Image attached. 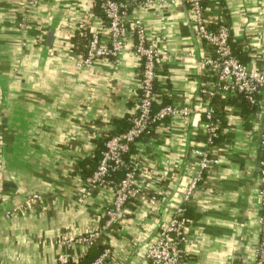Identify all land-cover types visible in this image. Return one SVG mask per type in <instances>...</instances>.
Returning <instances> with one entry per match:
<instances>
[{
    "label": "crops",
    "instance_id": "obj_1",
    "mask_svg": "<svg viewBox=\"0 0 264 264\" xmlns=\"http://www.w3.org/2000/svg\"><path fill=\"white\" fill-rule=\"evenodd\" d=\"M127 1L126 27L140 26L158 52L155 84L167 103L157 109L188 106L191 113L156 124L131 147L139 193L96 240L103 251L90 264H150L147 250L179 207L189 217L180 264H249L261 213L257 109L226 107L224 129L209 148L217 163L186 201L207 150V105L198 91L208 48L181 0ZM27 2L0 0V264H57L60 254L78 262L88 248L75 238L103 226L112 195L88 185L79 163L115 129L113 120H130L140 78L135 36L116 56L83 64L90 32H102L108 44L97 4L39 0L27 12ZM203 9L211 29H229L233 53L255 60L250 54L264 47V0H203ZM34 194L40 200L25 206Z\"/></svg>",
    "mask_w": 264,
    "mask_h": 264
},
{
    "label": "built area",
    "instance_id": "obj_2",
    "mask_svg": "<svg viewBox=\"0 0 264 264\" xmlns=\"http://www.w3.org/2000/svg\"><path fill=\"white\" fill-rule=\"evenodd\" d=\"M102 12L106 22L108 44L101 42L102 32H90L85 45L83 64L91 65L98 60L114 57L125 49L130 34L135 36L133 53L138 59L140 78L138 94L130 117V126L123 132L110 136L105 142L101 158L93 173L85 179L91 187L111 188V203L104 215L103 226H97L92 232L75 238V242L87 248L93 245L102 232L113 225L126 211V204L139 193L136 183L137 163L130 157L131 147L152 128L168 119L187 117L191 113L188 106L176 108L170 105L162 106L153 111L156 101L154 91L157 78L158 52L153 45L147 43L143 29L134 24L126 27L130 3L118 0H93ZM39 0H28L26 11L29 12ZM187 7L189 22L195 38L204 44L208 51L203 54L200 66L207 81L201 83L199 95L206 100L204 111L205 122L202 130L206 134L207 150L199 153L198 173L187 190L185 200L188 201L191 190L195 188L203 171L217 163L210 158V150L214 141L221 134L220 122L214 115L211 102L217 97L241 95L244 100L256 108L257 115L252 120V133L256 135L257 143L263 153L259 161L257 181L261 213L259 215V237L249 264H264V47L250 54V62H242L237 58L230 45V32L225 26L211 29L206 23L203 0H184ZM84 36H87L84 34ZM252 56V57H251ZM210 148V149H209ZM120 173L115 181L116 174ZM40 200L38 195L27 198L25 206ZM149 204L155 205L156 199L151 198ZM20 206L14 211L20 210ZM187 221L184 208H177L171 220L157 233L155 241L146 252L150 264H180V244L185 240ZM106 253L103 254V257ZM102 257V258H103ZM101 258V260H102ZM98 260V261H101ZM67 255L60 254L57 264H68Z\"/></svg>",
    "mask_w": 264,
    "mask_h": 264
},
{
    "label": "trees",
    "instance_id": "obj_3",
    "mask_svg": "<svg viewBox=\"0 0 264 264\" xmlns=\"http://www.w3.org/2000/svg\"><path fill=\"white\" fill-rule=\"evenodd\" d=\"M77 38H79V37H77ZM230 45H231V39H230ZM234 50H235L234 53L237 55L236 57H238L242 62L247 61L246 58H244V56L241 55L240 50H238L236 48ZM157 89H158L157 85L154 84V91H155V94L157 97H156L155 103L153 104V111L158 110L157 108L159 106L167 103V101L158 92ZM212 103H213L214 109H215L214 115L220 122V130L221 131L224 129V126H225V115L227 112L226 111L227 108L235 107V108H239L243 112H252V110H253V108L249 107V104L244 100V98L241 95L217 97L212 101ZM224 108H226V109H224ZM112 123L116 125L115 129L112 130L111 133H109L107 136H105L104 138L97 141V149L94 151V153L92 154L91 157H89V158H87V159H85L79 163V167L81 168V174L84 178L89 177L93 173V171L96 169V167L99 163V160L101 158V152L104 149V145H105L106 140L112 135L123 132L124 130H126L130 126V121H129V119H127V117H125L123 119L113 120ZM116 175L119 176L120 173H117ZM184 210L186 211V208ZM185 218H186V221H188L189 217L186 216ZM104 220H103V222H104ZM102 251H103V246H101V244H99V242L96 241L93 243L92 246H90L87 249L85 255L78 262H73L72 260H69L68 264H90L92 261H94V259L96 257L99 256V254Z\"/></svg>",
    "mask_w": 264,
    "mask_h": 264
},
{
    "label": "water",
    "instance_id": "obj_4",
    "mask_svg": "<svg viewBox=\"0 0 264 264\" xmlns=\"http://www.w3.org/2000/svg\"><path fill=\"white\" fill-rule=\"evenodd\" d=\"M181 2H182V4H183L184 12L186 13V6H185V4H184V0H181ZM187 22L189 23L188 18H187Z\"/></svg>",
    "mask_w": 264,
    "mask_h": 264
}]
</instances>
